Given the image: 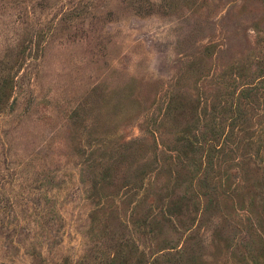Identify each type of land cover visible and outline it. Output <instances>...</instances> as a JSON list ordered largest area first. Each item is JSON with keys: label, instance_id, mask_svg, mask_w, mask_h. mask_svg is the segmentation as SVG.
<instances>
[{"label": "rangeland", "instance_id": "374dc122", "mask_svg": "<svg viewBox=\"0 0 264 264\" xmlns=\"http://www.w3.org/2000/svg\"><path fill=\"white\" fill-rule=\"evenodd\" d=\"M0 264H264V0H0Z\"/></svg>", "mask_w": 264, "mask_h": 264}]
</instances>
